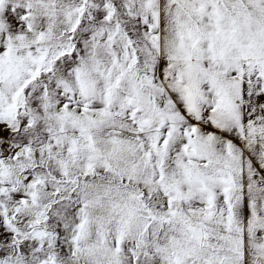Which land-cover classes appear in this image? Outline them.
<instances>
[{
	"label": "snow or ice",
	"instance_id": "obj_1",
	"mask_svg": "<svg viewBox=\"0 0 264 264\" xmlns=\"http://www.w3.org/2000/svg\"><path fill=\"white\" fill-rule=\"evenodd\" d=\"M0 264H264V0H0Z\"/></svg>",
	"mask_w": 264,
	"mask_h": 264
}]
</instances>
